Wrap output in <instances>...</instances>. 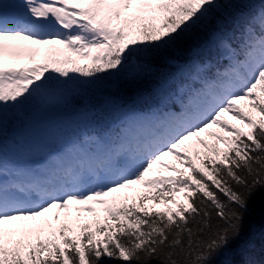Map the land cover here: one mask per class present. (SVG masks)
<instances>
[{"label":"snow or ice","instance_id":"snow-or-ice-1","mask_svg":"<svg viewBox=\"0 0 264 264\" xmlns=\"http://www.w3.org/2000/svg\"><path fill=\"white\" fill-rule=\"evenodd\" d=\"M190 32H203L191 49L199 59L178 71L199 87L179 114L146 113L142 92L94 102L81 91L101 76L135 87ZM20 41L34 46L33 63L4 67L6 49L21 58ZM213 57L225 70L209 78ZM161 89L150 95L167 108ZM41 101L85 124L119 113L123 126L80 163L47 174L19 170L9 180L0 159V264H213L225 249L250 256L259 241L264 251V224L257 233L245 220L264 191V0H0V123ZM154 166L175 175L149 177ZM91 204L103 217L71 236L66 223H27L51 210L67 220L72 205L94 213Z\"/></svg>","mask_w":264,"mask_h":264},{"label":"rangeland","instance_id":"rangeland-1","mask_svg":"<svg viewBox=\"0 0 264 264\" xmlns=\"http://www.w3.org/2000/svg\"><path fill=\"white\" fill-rule=\"evenodd\" d=\"M19 43L25 46L20 49L22 53L21 58L10 57L8 55L9 50L6 49L3 60L4 67H24L31 66L33 63V61L27 59L26 51L27 47L34 46L30 45V42L27 41H20ZM35 59L36 61H42L43 52L37 53ZM56 104H47L43 101L34 102L25 107L17 115H13L12 113L6 114L9 117H13L16 123V127L10 133L2 130V127H0V144L4 147L0 153V159H2L5 168L4 175L7 179L11 180L14 178L19 170L42 173L44 170L53 167L62 169L69 165H76L82 161L84 154H91L96 150L99 141L111 138L123 126L124 118L121 116L118 118V121L114 120V122L108 124L107 129H101L103 126L105 127V124H103L101 128L96 129L94 135L84 133L80 137L82 139L81 143L73 144L72 141H75L76 137L79 136L78 130L81 129L83 122L78 121L74 116L57 119L48 116L50 110ZM223 118L231 124L239 125V122L234 120L230 114H225ZM204 138L212 141L210 137L205 136ZM165 162L176 163L171 158H165ZM176 166L180 167L179 164H176ZM154 175H175V173L154 166V171L150 172L148 176L152 177ZM139 191L147 190L140 189ZM128 194L137 195V186H133L132 189L128 190ZM89 206L96 211L94 213L76 212V208L85 207V205H72L67 220H65V213L61 211L59 212L60 221H54L52 217L57 213V210H51L44 218L27 223L36 226L44 225V221H47L51 224L52 229H58L61 223H66L68 227L73 229L72 232L68 233L71 236L78 231L79 224L91 222L97 215L101 218L103 217V205L91 204ZM46 236L47 228L41 235V239ZM32 239L33 241L35 240V235H33Z\"/></svg>","mask_w":264,"mask_h":264},{"label":"trees","instance_id":"trees-1","mask_svg":"<svg viewBox=\"0 0 264 264\" xmlns=\"http://www.w3.org/2000/svg\"><path fill=\"white\" fill-rule=\"evenodd\" d=\"M182 41L179 47H174L168 52H165L162 56L155 60L152 64V71L147 75L146 78H142L137 82L135 87H129L123 80H115L114 78H109L107 76H101L100 81L89 84L85 89L81 90L83 93L93 98V101H97L100 98H106L109 94H112L114 98L116 94H119V98L134 95L136 92H142L148 103L144 105V111L147 112H160V111H170V109L180 110L185 102L188 100V94L190 89L199 87V84H193L191 77L181 76L178 71V66H184L189 64L193 59L198 60L199 58L195 56L191 49H194L202 40L203 32L199 34L189 33L185 38L180 37ZM211 65V73L215 74L217 71L223 72L225 68L222 64L226 62H217L215 57L208 61ZM79 63H87L86 61H79ZM161 85H163L164 94L167 98L168 107L165 108L164 104L161 103L157 105L153 102V98L150 94H154L157 91H161ZM48 116L57 118H66L68 116L72 117L71 111L64 108L60 104H56L51 110ZM121 115L119 113H114L113 115L107 117L100 122H90L83 123L81 129L78 130L79 138L82 136L83 132L92 133L97 128H101L103 124H108L111 122L118 121ZM2 130L10 133L12 129L16 127V123L13 117L6 115L3 118L2 123H0ZM105 127V129L107 128ZM1 138V136H0ZM209 141V140H208ZM210 143L213 141H209ZM223 147V145H220ZM157 209H163L164 205H157ZM246 224L250 225L253 231L257 233L261 229L262 224H264V191H257L252 197L249 209L245 214ZM225 259H233L236 264H241L242 261L252 259L255 261H261L264 259V251H262L259 241L255 251L251 255L240 256L237 255L233 249H225L224 252L213 259V264H221ZM104 264H120L118 261H109L105 258Z\"/></svg>","mask_w":264,"mask_h":264},{"label":"bare ground","instance_id":"bare-ground-1","mask_svg":"<svg viewBox=\"0 0 264 264\" xmlns=\"http://www.w3.org/2000/svg\"><path fill=\"white\" fill-rule=\"evenodd\" d=\"M58 168H50V169H48V170H44L41 174H47V173H50V172H52V171H55V170H57Z\"/></svg>","mask_w":264,"mask_h":264}]
</instances>
